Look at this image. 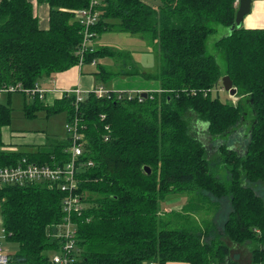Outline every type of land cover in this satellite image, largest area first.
Wrapping results in <instances>:
<instances>
[{
  "label": "trees",
  "instance_id": "obj_1",
  "mask_svg": "<svg viewBox=\"0 0 264 264\" xmlns=\"http://www.w3.org/2000/svg\"><path fill=\"white\" fill-rule=\"evenodd\" d=\"M92 1L37 0L49 5L47 28L32 0L0 2V87L21 86L27 118L44 110L64 112L68 122L78 119L83 154L77 193L84 209L71 216L72 264H238L224 237L251 242L252 264H264V28L231 31L235 0H159L158 6L94 0L99 18L93 39L109 30L140 34L155 44L161 65L144 72L128 51L108 46L89 48L80 63L84 26L78 11ZM103 57L117 58L120 68H107ZM92 63L106 94L91 90L77 103L75 93L66 92L50 105L33 92L45 76ZM132 75L156 80L160 89L141 101L142 92L111 89L115 77ZM226 75L238 88L236 102L214 94ZM6 93L8 101L0 100V164L23 157L50 165L68 161L70 136L28 151L4 148L2 127L13 112V92ZM212 153L228 176L213 170ZM197 190L207 202L215 197V207L221 198L230 200L222 229L188 225V211L200 209L190 202L174 219L161 217L169 195ZM66 196L47 181L0 187L5 239L18 244L9 253L11 264H54L53 255L62 251L54 233L64 221Z\"/></svg>",
  "mask_w": 264,
  "mask_h": 264
},
{
  "label": "rangeland",
  "instance_id": "obj_2",
  "mask_svg": "<svg viewBox=\"0 0 264 264\" xmlns=\"http://www.w3.org/2000/svg\"><path fill=\"white\" fill-rule=\"evenodd\" d=\"M153 6L159 5V0H145ZM260 7V12H264V0H258L253 4V14H257V8ZM248 16V15H247ZM246 24V22L244 23ZM243 24V25H244ZM245 26V25H244ZM92 46L98 48L100 46H108L111 48H116L122 51H128L130 56H132V61L140 70L144 72H157L160 69L161 57L155 46L149 38L144 37L140 34H130L127 32L119 30H109L102 32L97 36L95 41H92ZM113 60L114 63L108 65V61ZM104 65H107V68L111 70H118L120 68V60L117 58L103 57L99 60ZM87 71V67H85ZM8 93H3L1 101H8ZM215 95L219 94V97L223 101H233L236 102L238 97L231 96L224 87H220L219 90L214 91ZM83 97H86V93L83 94ZM24 103L25 97L23 92L15 91L12 93L11 106L13 108L12 118L7 128V132L10 134L22 137L24 135L25 139L35 138L36 136H44L52 139H65L68 138L70 133L67 128L68 120L67 114L64 112L54 113L49 115L46 111L42 110L38 112L36 117L27 118L24 115ZM28 150V149H23ZM210 158L213 162V170L217 172L220 176H228V172L225 169H222L221 163L219 164L216 161V155ZM205 193L201 191L185 193L183 195H169L166 202L161 203L162 218L164 220L174 219L175 212L176 214L183 212V206L187 205L189 202L195 204V207H200V209L191 212L188 211V225H200L202 228H206L211 223L216 227L222 229L223 222L227 216V213L230 209V200L228 197H224L218 200L219 206H214L217 199L212 196L211 203L206 200H203ZM209 195V194H206ZM214 202V203H213ZM188 207V206H186ZM213 207V208H212ZM191 207L189 206V209ZM0 216H1V204H0ZM184 216V215H183ZM180 218V217H179ZM181 220V219H180ZM172 223L168 227H172ZM207 225V226H206ZM226 243L231 247V257L238 264H252V246L251 242L247 243H236L230 240L227 237H224ZM3 245L7 253H14L18 250V244L13 241H8L4 238ZM158 264V263H156ZM166 264H186L179 262H169Z\"/></svg>",
  "mask_w": 264,
  "mask_h": 264
},
{
  "label": "built area",
  "instance_id": "obj_3",
  "mask_svg": "<svg viewBox=\"0 0 264 264\" xmlns=\"http://www.w3.org/2000/svg\"><path fill=\"white\" fill-rule=\"evenodd\" d=\"M235 2L236 6H238L240 0H235ZM94 5H96V2L93 0L89 8L78 11V16L84 26V39L80 50V63L84 60V52L93 47L92 40L94 33L91 31V28L99 18L98 12L93 9ZM19 88H21L20 85H5L0 87V98L3 93L15 92L20 90ZM25 91L29 92L27 89ZM93 91L98 95H103L108 92V90L102 86L93 89ZM33 92L42 93L38 86ZM71 92L75 93L77 103L83 100L84 97L82 96V90L80 88H76ZM135 92L133 91L131 93ZM139 99L140 101L143 99L142 94L139 96ZM67 128L70 133L69 136L71 137V145L69 148V160L65 163L57 165L42 164L23 157L14 165L0 164V187L9 184L23 185L30 181H47L50 184H55L67 193V196L63 200V209L65 212L64 221L62 224L58 225V229L54 233V236L61 238L62 244V251L53 255L54 264H72L73 258L71 254L75 247L76 229L71 220V216L74 213L82 212L84 209L81 196L77 193L79 184L76 172L77 162L83 154V142L79 131L78 119L75 118L73 121L68 122ZM4 238H6V230L3 225V219L0 217V264H11L10 255L3 245Z\"/></svg>",
  "mask_w": 264,
  "mask_h": 264
},
{
  "label": "crops",
  "instance_id": "obj_4",
  "mask_svg": "<svg viewBox=\"0 0 264 264\" xmlns=\"http://www.w3.org/2000/svg\"><path fill=\"white\" fill-rule=\"evenodd\" d=\"M35 4L36 14L39 16L40 25L43 28H47L49 25V5L46 3H37V0H32ZM258 0H254L253 4ZM1 2V0H0ZM252 4V7H253ZM254 8H252L253 11ZM261 8H257V14L252 12L245 17L244 23L247 28H264V12H260ZM95 37L92 41H95ZM108 61V60H106ZM114 61H108V65L113 64ZM87 67V71H85ZM96 71V64H79L71 67L70 69L62 72L55 73L51 76L43 77L37 84L38 88L43 94V99L47 104H54L57 99L62 98L66 92H71L76 88L82 90V96L84 93L100 87L97 82L94 72ZM111 89L115 91H156L160 89L159 82L156 80H148L142 76L132 75L127 77H115L112 81ZM2 98V96H1ZM0 98V100H1ZM9 129L6 126L2 127V140L4 148L7 150H31L34 147L43 146L48 141H53L44 136H36L35 138L25 139L22 137L10 134L7 132ZM23 150V151H28Z\"/></svg>",
  "mask_w": 264,
  "mask_h": 264
},
{
  "label": "water",
  "instance_id": "obj_5",
  "mask_svg": "<svg viewBox=\"0 0 264 264\" xmlns=\"http://www.w3.org/2000/svg\"><path fill=\"white\" fill-rule=\"evenodd\" d=\"M253 1L254 0H240L236 14L235 25L231 28V31L234 30L235 28H240L244 24L245 17L252 12ZM222 85L224 89L228 91L231 96L237 95L238 88L233 85V81L229 75H226L222 78ZM147 95H148L147 91L142 92L143 97H147ZM217 97H219V94ZM145 169L149 174L151 173L150 168L146 167Z\"/></svg>",
  "mask_w": 264,
  "mask_h": 264
}]
</instances>
